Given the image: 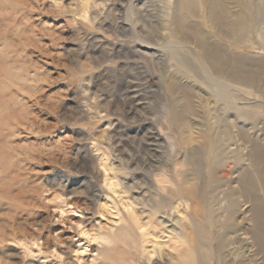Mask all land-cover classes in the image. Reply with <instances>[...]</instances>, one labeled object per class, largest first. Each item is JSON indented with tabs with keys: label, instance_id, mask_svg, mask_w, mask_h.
<instances>
[{
	"label": "rangeland",
	"instance_id": "374dc122",
	"mask_svg": "<svg viewBox=\"0 0 264 264\" xmlns=\"http://www.w3.org/2000/svg\"><path fill=\"white\" fill-rule=\"evenodd\" d=\"M58 1L0 0V264L176 261L184 244L168 232L189 238L196 206L210 229L211 264L244 260L240 232L228 233L223 262L214 248L231 211L249 217L232 188L229 121L238 109L264 134V0H227L229 20L243 22L236 34L207 21L205 0H194L197 17L183 13L185 24L248 60L253 73L241 84L207 73L195 43L173 36L179 0ZM182 174L194 200H176L180 227L170 231L138 198L174 200L169 189ZM117 232L122 238L102 240ZM187 264H196L191 254Z\"/></svg>",
	"mask_w": 264,
	"mask_h": 264
},
{
	"label": "bare ground",
	"instance_id": "6f19581e",
	"mask_svg": "<svg viewBox=\"0 0 264 264\" xmlns=\"http://www.w3.org/2000/svg\"><path fill=\"white\" fill-rule=\"evenodd\" d=\"M226 2L227 0H205V18L210 24L216 26L218 32L230 25L233 33L236 34V30L243 24V22L238 18L234 20H231L233 19L231 18L229 20ZM51 5L54 7H62L58 0H53ZM239 7L241 11L250 10V6L244 2H239ZM183 13H188L190 16L197 17L196 3L194 0H179L177 3L174 15L172 14V22L175 24L172 32L173 36H177L181 40L190 38L189 40H192L191 42L195 43L197 50L196 53L194 52V56H197L196 58L198 60V64L207 73L211 75L226 76V78L231 82L239 84L243 83L244 74L247 72L253 73V71L250 70L249 66L251 64L248 60L236 54L227 53L224 50V46L222 45L223 43L211 42L206 37L201 35L200 32L193 29V27L185 24ZM259 69L261 73H264V64H261ZM235 94L236 97L232 95L234 100L240 99V97L237 96V92ZM242 117V112L236 109L229 121L234 132L231 138L234 140L233 145H235L231 148V154L233 153L232 162L237 168V174L235 175V180L233 181L235 184L232 188L235 190L239 198H243L245 202H249V208L247 211L249 217L245 218L244 216L238 221L235 215L238 209L231 211L227 220L220 223L221 232L215 239L216 246L214 248V252L217 253L216 255L219 260L223 262V260H225L223 259L225 255H222V249L223 245H225V242L227 241L228 233L240 232V235H242L241 238H244L247 241L248 247L245 250L247 252L246 255L243 256L245 259H240L235 264H264V197L258 194V190L264 191V134L256 130L251 125L248 126L247 122L240 119ZM200 151L199 161L202 163L204 156L201 155L203 153ZM244 160L246 161V167H243ZM119 164L120 162H118V165ZM124 181L125 182L122 183L126 185L128 190L135 188V185L128 184L129 182L126 180ZM185 183L186 177L182 174L176 190L169 189V194L173 196L172 198H175L174 200L164 199L161 202L151 204L146 200L145 195H140L141 193H139L140 198H138V200L142 207V212L146 213L149 218H154V220L164 229L169 228L170 231L178 229V227H180L181 218L178 215L179 204H176V200H184V202L194 200L192 187H187ZM232 203L234 204L233 206H235L236 201ZM160 214L163 217H160ZM192 215L193 216L190 222L192 232L189 233L191 234L189 237L190 239L184 232H168L174 234L176 236V240L184 244V248L180 250L178 256L176 257V261L174 258L168 261H163L159 258L151 264H187L189 254H191L192 258L194 257L196 264H211L212 244L209 240L210 229H208L205 225L204 217L199 207L196 206ZM217 218L218 216L216 219H213V224H215L214 222L220 221L219 219L217 220ZM244 219H246L248 223L247 221L245 222ZM88 220L89 217H86L82 221L75 222V228L83 225L85 221L88 222ZM164 233L165 232H161V234ZM54 237L56 241L60 240L58 232L54 234ZM90 238L91 240H95L96 236H91ZM116 238H122L119 232L110 236L102 237V240L111 242ZM201 248H204V251H202ZM47 252H49V254L55 253L54 246L48 247V249H46V254H48ZM79 252L81 253L82 251ZM98 254V252L93 254L92 261H97L96 256H98ZM133 257L134 256L126 257L125 260L121 258V260L124 261L122 264H128V260L136 262ZM139 261H137L136 264H140ZM101 263L105 264L106 262ZM223 263L229 264L226 262Z\"/></svg>",
	"mask_w": 264,
	"mask_h": 264
}]
</instances>
